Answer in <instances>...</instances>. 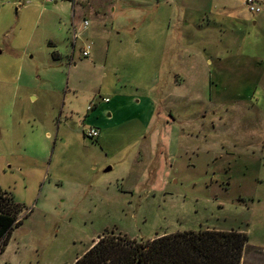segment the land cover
<instances>
[{
  "label": "rangeland",
  "instance_id": "374dc122",
  "mask_svg": "<svg viewBox=\"0 0 264 264\" xmlns=\"http://www.w3.org/2000/svg\"><path fill=\"white\" fill-rule=\"evenodd\" d=\"M256 2L0 0V190L23 207L0 264L207 229L245 232L242 264H264Z\"/></svg>",
  "mask_w": 264,
  "mask_h": 264
},
{
  "label": "trees",
  "instance_id": "16d2710c",
  "mask_svg": "<svg viewBox=\"0 0 264 264\" xmlns=\"http://www.w3.org/2000/svg\"><path fill=\"white\" fill-rule=\"evenodd\" d=\"M21 204L0 190V252L15 226L22 223ZM248 235L241 231L177 232L135 240L104 233L73 264H242Z\"/></svg>",
  "mask_w": 264,
  "mask_h": 264
},
{
  "label": "built area",
  "instance_id": "2783aa9c",
  "mask_svg": "<svg viewBox=\"0 0 264 264\" xmlns=\"http://www.w3.org/2000/svg\"><path fill=\"white\" fill-rule=\"evenodd\" d=\"M59 1H64V0H46V2H48V3H57ZM246 5L249 7V10L252 13H259V12H261V8L258 6L256 0H246ZM85 24L87 25V22H85ZM75 38L77 39V34H75ZM90 49H91L90 46H87L84 49L83 55L85 57H87L89 55ZM104 101L105 102H109V99L106 98ZM90 108L91 107H89V109ZM85 135L88 138H91L93 140H97L99 138L100 132H99V129L98 128L91 127V128H88V129L85 130Z\"/></svg>",
  "mask_w": 264,
  "mask_h": 264
},
{
  "label": "crops",
  "instance_id": "0c3cea01",
  "mask_svg": "<svg viewBox=\"0 0 264 264\" xmlns=\"http://www.w3.org/2000/svg\"><path fill=\"white\" fill-rule=\"evenodd\" d=\"M111 4H113V2H111ZM183 82V81H182ZM182 82H179V84L181 85ZM106 99V98H105Z\"/></svg>",
  "mask_w": 264,
  "mask_h": 264
},
{
  "label": "water",
  "instance_id": "95a60500",
  "mask_svg": "<svg viewBox=\"0 0 264 264\" xmlns=\"http://www.w3.org/2000/svg\"><path fill=\"white\" fill-rule=\"evenodd\" d=\"M109 170H111V168H108L106 171H109Z\"/></svg>",
  "mask_w": 264,
  "mask_h": 264
}]
</instances>
